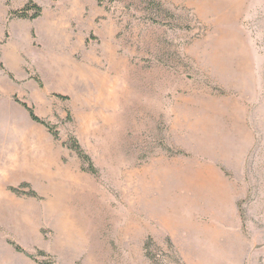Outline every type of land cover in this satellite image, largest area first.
<instances>
[{"label": "rangeland", "instance_id": "1", "mask_svg": "<svg viewBox=\"0 0 264 264\" xmlns=\"http://www.w3.org/2000/svg\"><path fill=\"white\" fill-rule=\"evenodd\" d=\"M97 4L80 93L47 96L45 82H62L48 72L26 103L59 138L30 114L0 115V264H264V0L200 14L163 0ZM173 161L195 177L221 161L238 224L211 215L203 187L173 208L181 191L155 183ZM173 212L185 247L148 234Z\"/></svg>", "mask_w": 264, "mask_h": 264}, {"label": "crops", "instance_id": "2", "mask_svg": "<svg viewBox=\"0 0 264 264\" xmlns=\"http://www.w3.org/2000/svg\"><path fill=\"white\" fill-rule=\"evenodd\" d=\"M27 1L10 0L9 3V0H0V115H29L14 97H21L24 100L19 99L25 103L34 102L39 88L37 76L46 81L48 72H56L62 82L52 87L45 82L43 91L47 96L55 93L68 97L80 93L79 86L72 84V81L79 79L78 72L81 73L80 78H84V63L83 60L79 62L78 57L92 55L95 44L99 47L96 38L101 32V11L97 0H33L43 10L39 18H11L10 12L23 8ZM163 1L170 9L182 7L196 11L199 8H217L220 4L216 3L221 0ZM65 79L69 82H65ZM200 135L204 134L200 131ZM250 138L251 135L248 140ZM178 162L173 161L164 174L158 171L155 179L157 184H166L165 187L171 185L175 193L181 191L180 198L173 199L172 207H186L191 200L186 196L191 195L193 189L203 187L211 192L210 197L206 196L204 200H212V203L207 201L205 205L216 209L211 213L219 217L220 220L216 221L219 220L223 226L230 225L231 221L238 224V199L231 187L228 189L230 181L221 169L229 171L228 168L221 161H215L211 166L203 163L195 177V171L185 173L184 166ZM185 191L189 193L185 194ZM197 206L202 205L197 203ZM174 214L157 219L164 227L162 232L151 231L148 234L155 239L168 238L176 248L187 246L177 242L181 236L179 223L172 218ZM201 214L206 215V212ZM148 219L150 222L155 221L153 218ZM236 227L233 230L238 231Z\"/></svg>", "mask_w": 264, "mask_h": 264}, {"label": "trees", "instance_id": "3", "mask_svg": "<svg viewBox=\"0 0 264 264\" xmlns=\"http://www.w3.org/2000/svg\"><path fill=\"white\" fill-rule=\"evenodd\" d=\"M152 2L155 3L156 0H152ZM42 11H43L42 8L39 5H37L33 0H28L26 5L23 8L16 10V11H12L10 13V17L11 18L34 20V19L39 18L42 15ZM56 97H58L60 99H67L68 98V97L62 96V95H56ZM15 100L17 102H20L17 97L15 98ZM22 105L27 109V111L29 112L33 121H35L36 123H39V124L45 126L46 128H48V130L51 132V134L56 139L59 138V133L56 130V128L53 127L52 125H50L48 122L41 119L36 114L34 107H32L26 103H22ZM67 145L69 146V148L74 150L79 155L80 159L82 160V162L84 164H87V168H88L89 172L96 173V169L93 165L91 158L86 154V152L82 148L80 142L76 138L72 137ZM16 248H17V250L21 251L20 247H16Z\"/></svg>", "mask_w": 264, "mask_h": 264}]
</instances>
